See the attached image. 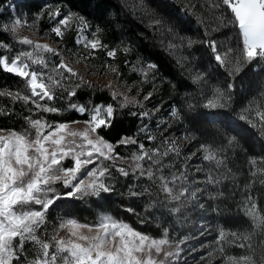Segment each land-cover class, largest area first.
Masks as SVG:
<instances>
[{
    "label": "snow or ice",
    "instance_id": "6c2138e0",
    "mask_svg": "<svg viewBox=\"0 0 264 264\" xmlns=\"http://www.w3.org/2000/svg\"><path fill=\"white\" fill-rule=\"evenodd\" d=\"M125 6L128 7L127 2ZM185 6L198 14L193 0H185ZM205 6L212 12L215 27L205 25L198 40L181 35V20L166 19L145 0H136L131 6L133 11L149 17V27L171 37L169 51L200 44L226 73L222 82L212 83L211 73L195 68L190 56L183 57L179 63L187 70L188 77L172 87L177 91L187 90L191 99H185L184 107L170 106V115L172 121L185 126L184 135L175 137L169 131L172 121L156 117V128L163 138L148 147L136 134L110 142L104 133L127 109L126 114L140 122L139 133L144 134L149 144L157 141L150 122L153 113L161 109L155 105L149 108L146 102L157 91L158 65L139 59V67L137 63L129 64L127 58L133 51L130 44L120 41L110 46L104 41L105 29L94 26L85 15L71 8L64 11L57 6L47 11L49 20L55 23L44 35L53 33L58 38L56 47L19 34L24 28L36 33L42 12L31 21L20 15L11 17L10 13V19L0 23V32L10 34L19 45L26 46L13 53L12 45L0 43L3 50L0 70L20 78L23 85L16 90L3 88L0 97L10 98L14 105L19 102V112L29 113L17 116L26 125L20 130L0 129V264H181L187 237L177 238L173 234L172 225L164 223L163 214H156L157 206L174 215L189 203L203 208L208 201L237 194L236 208L250 221L249 230L226 229L223 221L218 222L216 250L221 253L222 264H264V208H257L258 198L252 190L257 181L264 184V157L248 158L250 180L243 188L235 181L230 187L224 185L225 180H233L235 176L228 167L227 150L243 151L241 141L250 138L234 117L235 79L248 65L253 68L264 65V0H208ZM221 29L230 30L231 35L222 40L210 35V31ZM70 33L75 34L72 48L66 46L65 39ZM118 53L125 57L124 66L141 77L139 84H151L152 88L139 98L142 87L125 82L129 92L136 87L130 99L108 84L100 91L107 90L109 99L97 102L96 87L72 65L98 60L101 55L115 62ZM98 67H104L117 79L122 76L118 63L105 60ZM81 90L88 92L83 101L79 96ZM252 103L249 101L239 110L238 120L255 130L257 138L264 142V111L256 109L260 118L257 122L252 117ZM13 111L0 107V116L11 118ZM69 112L83 119L57 121L44 115L63 116ZM78 124L84 127H73ZM205 125L216 129V134L222 137V147L213 148L204 139ZM178 139L196 141L198 151H202L198 159L212 165L195 166L197 173H204L203 188L191 186L200 178L190 181L186 166L177 167L176 159L181 156ZM192 155L195 154L188 153L185 158ZM122 180L126 191L118 192L117 185ZM199 192L207 196L204 203L200 202ZM113 194L141 201L142 212L131 204L122 205V209L136 215L141 224L155 223L160 234L154 236L103 211L93 220L81 221V203L96 198L93 203L101 208L100 201ZM216 210L220 213L219 204ZM257 236L260 240L253 243ZM225 244L245 251L241 255L228 254ZM212 254L210 251L207 255Z\"/></svg>",
    "mask_w": 264,
    "mask_h": 264
},
{
    "label": "trees",
    "instance_id": "16d2710c",
    "mask_svg": "<svg viewBox=\"0 0 264 264\" xmlns=\"http://www.w3.org/2000/svg\"><path fill=\"white\" fill-rule=\"evenodd\" d=\"M13 0H0V23L8 21L11 17H16L18 15L22 18H27L31 21L37 13H44L43 18L39 20L37 25V36H42L50 39L54 44L58 39L53 33H49L45 36L44 33L48 32L50 27L55 23L50 21L47 15V11L50 8H55L60 6L64 11L72 10L78 11L86 16L93 25H99L105 29L104 41L110 46H115L120 41H124L130 44L133 51L128 56L129 64L137 63L138 59L142 62H152L158 65V69L155 74V84L157 91L153 93L151 101L146 102L147 106L151 108L153 105L159 107L163 113H165L166 118H170L169 114L172 107H184L185 99H191L187 96V90L177 91L172 87L173 83H177L181 80H186L188 77V72L185 68H182L179 61L185 56H190L192 65L202 71L206 70L211 73L212 83L222 82L226 73L216 65L214 59L209 53L208 49L200 44H194L190 49H177L174 51L168 50V43L171 37L160 30H156L148 26L149 17L145 16L140 11H133L132 5L136 0H20L14 4V10L12 9ZM127 2L128 7L125 6ZM145 2L156 9L157 12L165 16V18L175 17L183 22V31L181 35L190 36L193 40H198L204 33L205 25L215 27L212 12L205 6L208 0H193L196 3L197 8L194 14L193 10L187 9L185 6V0H145ZM203 20V23H201ZM216 39H225L231 35L230 30L221 29L217 32H211ZM66 46L72 48L74 46L75 34L70 33L66 36ZM0 43H8L13 47V53L21 50V48H26V46L19 45L16 40L10 35L0 32ZM57 45V44H56ZM3 51V50H0ZM107 60L109 63H118L122 76L116 80L127 87V85L135 84L136 87H142L143 91L140 93L142 98L144 94L151 90V84L140 85L139 81L141 77L134 72L130 71V68L124 66L125 57L122 53H118L117 61L113 62L104 55H101L98 60H90L86 63L90 67L98 69L101 72H105L107 69L104 67H98L103 61ZM255 63V62H254ZM93 65H97L94 67ZM140 64L137 63V67ZM259 66V65H257ZM256 66V67H257ZM254 68L252 65H248L244 68L243 72L240 73L235 79V102L234 108L236 110L234 117L237 123L241 124L250 134V138L247 142L241 141L244 150H227L228 153V167L231 168L232 172L235 173L233 180H225L224 185L230 187L233 181L238 182L240 187L243 188L244 183L250 180L248 176V158L250 156H255L257 159L264 157V147L262 143L255 134V130L251 129L249 125L243 121L238 120V113L242 107L248 105L249 101L252 103V117L259 122V116L256 114V109L259 108L260 111H264V96L260 92V83L254 78L253 73ZM151 73L149 76L151 77ZM115 76V75H114ZM259 79V78H258ZM170 81L172 83H170ZM94 85V84H93ZM22 81L20 78L15 77L13 74L4 73L0 70V90L7 87L10 90H16L17 87H22ZM97 89L94 99L98 102L101 100H108L109 95L107 90L100 91L101 88H106L98 85H94ZM136 87H133L132 92L135 94ZM80 99L83 101L88 96V92L81 90L79 93ZM0 107L5 109L12 108L13 115L11 118L0 116V129H15L20 130L25 127L22 118H17V116H26L29 113L19 112L21 105L20 103L12 104L10 98L0 97ZM127 109L124 110V114L118 116L114 121L113 126L107 130L104 135L105 138L110 142H115L122 136L128 135L132 136L134 134L138 135V138L145 143L146 147L155 146L161 140L162 136H159L158 131L155 129V123L153 119L150 122V127L154 133H157V141L152 145L144 136L143 133H139V124L137 118L131 117L126 114ZM48 119H53L57 121H70L75 119H83L79 117L76 113H65L63 116H53L51 114H44ZM147 122V121H146ZM205 132L204 139L210 143L214 142L219 144L221 147V136L216 134V129L210 125L203 126ZM173 135L180 132L184 135L185 126L178 122H172V128L169 130ZM165 133L164 135H167ZM196 143V145H195ZM191 146L199 147L196 141H192ZM254 146V147H253ZM134 148L135 146H129ZM191 150V147H190ZM121 153L124 154V150L120 149ZM177 167H180L178 160L176 161ZM182 164V163H181ZM208 168V165H203ZM167 174L168 170L165 169ZM198 175H189V180H193ZM200 180L203 181L204 173L200 175ZM228 187H225V192H228ZM118 192L126 191L125 182L122 180L121 183L117 185ZM253 194L257 199V208H264V184L257 183L253 184ZM206 196V195H205ZM96 198H90L89 203H81L79 210V218L84 221L85 218L88 220H93L97 213L109 212L114 216L123 219L124 221L130 223L133 227L140 229L142 231L148 232L154 236L160 234V229L156 227L155 223L151 224H141L134 214H129L123 211L122 205L126 206L131 204L137 209L138 212H142L144 204L139 200H129L119 194H113L108 196L105 200L100 201L101 208H97L93 203ZM207 200L206 198L201 199V203ZM239 200V194L236 197H231L226 195L221 197L217 201H208L204 203L203 208L193 207L191 205H186L181 207V212L176 214H169L166 209L161 210L157 206L156 214L159 216L163 214V220L166 225H172L173 234L177 238H184L191 236L193 232V226L195 224H200L205 222L209 224L210 228L213 230V239L216 244V239L218 236L217 224L223 221V226L226 229H231L234 231H245L249 230L248 226L250 221L247 217L243 215L242 212L237 211L235 201ZM220 206V213L216 210V205ZM211 205V207L209 206ZM229 239H231L229 237ZM260 237H255L253 243H257ZM218 248V245H217ZM225 251L231 255H241L245 250L236 247L235 245L225 244Z\"/></svg>",
    "mask_w": 264,
    "mask_h": 264
},
{
    "label": "rangeland",
    "instance_id": "374dc122",
    "mask_svg": "<svg viewBox=\"0 0 264 264\" xmlns=\"http://www.w3.org/2000/svg\"><path fill=\"white\" fill-rule=\"evenodd\" d=\"M18 1L20 0H13L12 2L13 10H14V4ZM19 34L21 36H27L29 38H32L39 43H49L53 47L58 46L54 44L50 39L46 37H42V36H37L35 33H33V31L27 28L20 29ZM72 66L84 77L86 81H89L94 85L106 87L108 84H111L114 90H117L121 93L128 95L130 99L134 96L133 92L132 91L129 92L128 88L120 84L116 80L114 74L108 70H106L105 72H101L98 69L90 67L89 64L83 61L81 63H73ZM253 73L255 74L254 78L258 81V83H260V86H261L260 92H264V87H262V84H264V65H259L255 67ZM169 116L170 118H166L165 113H163L162 111L153 113V122L155 123V126L153 127L154 130L155 129L157 130L156 117H160L162 120L172 121V117L170 114ZM73 127L82 128L84 127V125L78 124V125H73ZM174 136L182 137L183 134L180 132H177V134H175ZM207 142L213 148L221 147L219 144H216L214 142L210 143V140ZM177 145L181 149V156L177 158L176 161L178 160L180 167L186 166L190 174L198 175V177L202 175V173H197L195 171L196 165H202V166L208 165V167L212 166L209 162L203 161L202 159H198V157H202V151H198V147L196 146L194 147L191 146L192 142H189L184 139H178ZM190 147H191V150H190ZM188 153H194L195 155H192L186 159L185 157L187 156ZM191 186L193 188H196V187L203 188L204 184L202 180L198 179L196 180V183L192 184ZM197 195L200 196L201 199L206 198L203 192H199L197 193ZM191 204L192 203H189L188 205H191ZM61 235H64V233L62 232ZM184 248H185V252L182 256L181 264H222L221 253L218 250H216L217 244H215L214 239H213V230L212 228H210L209 224H206L205 222H202L200 224H195L193 226V232L191 236L187 237V241H186V244L184 245ZM210 251L213 253L211 257L207 255ZM201 257H204V259H201Z\"/></svg>",
    "mask_w": 264,
    "mask_h": 264
}]
</instances>
